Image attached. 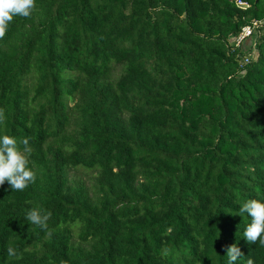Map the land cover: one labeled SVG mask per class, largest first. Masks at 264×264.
Returning <instances> with one entry per match:
<instances>
[{"label":"trees","instance_id":"1","mask_svg":"<svg viewBox=\"0 0 264 264\" xmlns=\"http://www.w3.org/2000/svg\"><path fill=\"white\" fill-rule=\"evenodd\" d=\"M0 264H264V0H0Z\"/></svg>","mask_w":264,"mask_h":264},{"label":"rangeland","instance_id":"2","mask_svg":"<svg viewBox=\"0 0 264 264\" xmlns=\"http://www.w3.org/2000/svg\"><path fill=\"white\" fill-rule=\"evenodd\" d=\"M263 23V22H262ZM262 23H260V25L262 24ZM259 25V26H260ZM257 33L259 34L260 32H258L257 31ZM255 38H256V32H255V35H254V33L252 34V36L250 37V38H248V40L245 42V44L241 47V50H242V54L243 55H241L240 57H239V61H238V63H239V65H242V64H245V58L247 57L249 60H252V59H254L255 58V56H256V48H255V46H254V42H255ZM21 160H22V156L21 155H19L18 156V159H17V161H18V163H21ZM73 173V172H72ZM71 173V174H72ZM78 175V177H80V179H82V180H84V181H86V175L85 174H83V173H79V174H77Z\"/></svg>","mask_w":264,"mask_h":264},{"label":"built area","instance_id":"3","mask_svg":"<svg viewBox=\"0 0 264 264\" xmlns=\"http://www.w3.org/2000/svg\"><path fill=\"white\" fill-rule=\"evenodd\" d=\"M239 5H244V3L238 1L237 2ZM260 25V22L258 21H253L251 25H244L239 34L232 39V43L234 44L235 48L242 47L245 42L252 36L254 33L255 29ZM249 59L246 57L245 58V63H247Z\"/></svg>","mask_w":264,"mask_h":264},{"label":"water","instance_id":"4","mask_svg":"<svg viewBox=\"0 0 264 264\" xmlns=\"http://www.w3.org/2000/svg\"><path fill=\"white\" fill-rule=\"evenodd\" d=\"M244 5H245V4H244ZM244 5H243V6H244Z\"/></svg>","mask_w":264,"mask_h":264}]
</instances>
